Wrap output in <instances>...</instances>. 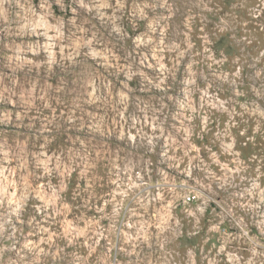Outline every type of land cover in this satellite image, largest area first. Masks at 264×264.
<instances>
[{"label":"clouds","instance_id":"9594fccd","mask_svg":"<svg viewBox=\"0 0 264 264\" xmlns=\"http://www.w3.org/2000/svg\"><path fill=\"white\" fill-rule=\"evenodd\" d=\"M0 264H264V0H0Z\"/></svg>","mask_w":264,"mask_h":264}]
</instances>
